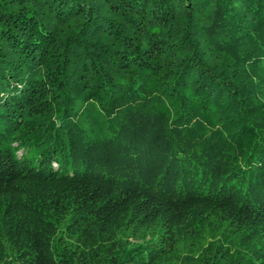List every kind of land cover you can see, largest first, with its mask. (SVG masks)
<instances>
[{
	"label": "trees",
	"instance_id": "1",
	"mask_svg": "<svg viewBox=\"0 0 264 264\" xmlns=\"http://www.w3.org/2000/svg\"><path fill=\"white\" fill-rule=\"evenodd\" d=\"M0 264H264V0H0Z\"/></svg>",
	"mask_w": 264,
	"mask_h": 264
}]
</instances>
